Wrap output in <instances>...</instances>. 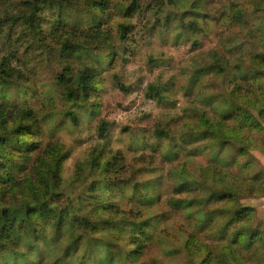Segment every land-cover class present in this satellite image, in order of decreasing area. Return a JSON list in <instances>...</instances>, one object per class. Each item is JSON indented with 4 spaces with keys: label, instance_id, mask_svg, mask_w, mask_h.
<instances>
[{
    "label": "rangeland",
    "instance_id": "obj_1",
    "mask_svg": "<svg viewBox=\"0 0 264 264\" xmlns=\"http://www.w3.org/2000/svg\"><path fill=\"white\" fill-rule=\"evenodd\" d=\"M130 1L108 0L100 7L91 0H46L35 17L37 27L35 24L31 27L20 18L26 10V0H0V58L7 57L15 71L8 80L0 74L3 86H0V104L7 110L14 103L30 106L42 127L35 130L31 124V130L34 128L36 133V146H29L26 140L30 138L31 142L32 134L30 128L27 129L28 124L18 133L20 137H16L12 130L21 126L18 120L11 115L0 120V137H4L0 144V162L6 164L21 184L27 178L40 181L45 175L32 168L33 164H40L39 156L44 159V149L50 144L60 145L61 153L67 156L63 157L60 177L53 182L57 190L62 191L55 204H67L71 212H80L87 186L98 179L89 167L88 153L95 147L117 154L125 162L124 168L119 178L112 181L114 185L108 187L107 196L114 203L116 216L120 217L115 220H122L124 229L128 226L125 213L132 210L133 203H138L139 199L131 195L133 181L140 187L148 181L147 194L159 192L158 200L147 208V215L153 214L151 218L155 223L147 227L150 235L135 264H192V259L196 262L198 258L190 254L193 249L185 242L190 232H195L200 242L209 248L221 240L214 231L208 230L209 234L195 231L194 218L188 213L190 209V213L193 212L194 206L176 208L171 203L174 196H179L172 193V188L180 174H196L197 168L212 161L214 156L206 140L193 139L188 125L194 122L196 108H205L212 116L213 107L220 109L235 103L228 93V74H207L189 85L191 63L211 47L221 49L226 37L235 38V42L248 50L263 51L259 41L248 37L247 30L254 28L264 12L255 8L256 0H235L245 7L246 13L243 21L231 26L219 19L222 12L229 9L230 0H203L201 4L212 6L218 15L205 23L207 32L204 34L194 32L177 19L167 21L161 8L172 10V0H138V10L125 14L123 8ZM189 8L187 4L185 13ZM195 36L199 43L193 48ZM64 41L70 44L64 46ZM85 63L95 69L98 88L87 96L68 100L63 93L66 85L57 80V75L65 71L72 82L76 71ZM148 84L155 85L161 93L152 97L154 90L147 88ZM210 95L211 103L207 104L204 100ZM91 102L96 109L94 113L86 109ZM67 109L76 110V121L65 114ZM100 120L108 122L102 130L103 136L97 128ZM178 145L180 149L176 153ZM246 157L252 160L251 174L264 168V152L260 149H251L246 156H239V160ZM236 170V167L229 169L230 172ZM179 194L181 197L197 195L192 190ZM237 196L241 205L253 206L251 224L258 226L260 235L264 236V191L254 196ZM2 203L17 209L20 206L19 200L16 202L9 195ZM219 204H203L205 211L200 214L213 211L215 220H221L213 209ZM54 234L45 220L33 222L30 230L21 227L15 244L0 246V264L37 261L36 264H52L54 260L58 264L104 262L99 257L107 251L101 248L88 253L86 237H80L74 248L66 244L69 232L63 229L61 236ZM64 245L71 249L67 259L59 255ZM115 245H123V240ZM46 246L49 252L43 249ZM38 247L42 249L44 260L33 256ZM118 248L109 251L121 259ZM15 250L19 251L16 258L13 257ZM252 251V248L245 251L248 257L244 263L227 259L230 264H264V249H261V260L250 258Z\"/></svg>",
    "mask_w": 264,
    "mask_h": 264
},
{
    "label": "trees",
    "instance_id": "obj_2",
    "mask_svg": "<svg viewBox=\"0 0 264 264\" xmlns=\"http://www.w3.org/2000/svg\"><path fill=\"white\" fill-rule=\"evenodd\" d=\"M45 1L26 0V10L20 14V18L29 26L34 27L35 24L37 27L34 20L37 11H40L43 6L41 3ZM91 1L100 7L108 2V0ZM202 1L189 0L188 3V0H172L170 1L172 10L162 7L161 14H166L168 22L177 19V22L194 32L205 34L207 32L205 31V23H208L211 17H218V15L212 6H203ZM187 4L190 8L187 10L189 12L185 13L186 10L184 9H186ZM138 7L139 1L131 0L123 8V11L125 14H129L138 10ZM227 8L229 9L219 16V19H224V23L234 26L244 20L246 10L243 5L235 0H230ZM255 8L264 12V0H256ZM247 35L257 42L259 41L264 48V15L253 29L247 30ZM120 37L123 38L124 36L121 35ZM196 37L192 40L193 48L199 43ZM66 44H70V42L64 41L63 45L66 46ZM191 64L193 69L191 70L189 85L195 84L198 79L207 74L217 76L228 74L226 78L229 87L228 93L235 103L220 109L213 107L212 116L208 114L205 108H196L194 122L188 125L193 139L206 140V145L211 151H214V156L212 161L198 167L196 174L185 172L180 174L179 180L172 188V193L179 196H174L171 203L176 208L194 206L193 212L190 213V209L188 213L194 218L195 231H205L206 233L208 230L214 231L221 240L220 243L217 242V245L209 248L200 242L195 232H190L189 237L185 238V242L193 249L190 254L198 258L196 262L193 259L191 262L192 264H230L228 257L232 258L235 263H244L248 257L245 254L248 248L254 249L249 253L250 258L261 260L260 253L262 252L261 249H264V236L260 235L258 226L251 224L253 206H244L238 203L237 194L254 196L264 191V168L254 170L251 174L252 160L248 157L243 161L239 160V156H246L254 148L264 152V50H248L239 42H235V38L228 39L226 37L221 42V49L211 47L199 59H194ZM0 74L4 79L8 77L7 80L15 74L10 60L4 56L0 58ZM57 80L66 85L63 93L68 100H74L78 96H87L99 85L95 69L91 64L86 63L76 71L72 82L70 75L65 71L57 75ZM0 86L3 88L1 81ZM147 88L154 90L151 94L152 97L161 93L156 90L153 84H148ZM211 95L205 97L204 101L207 104L211 103L208 101L211 99ZM91 104L86 109L90 108L91 112L94 113L96 109L94 103L91 102ZM8 109L10 110H7L5 105L0 104V120H4L3 118L8 115L18 120L21 126L12 130L13 133L17 134L16 137H20L18 133L23 131V126L26 124L29 125L27 129L30 128V130L32 126L36 127L35 130L42 128L30 106L14 103ZM65 114L69 115L71 120H77L76 110L67 109ZM107 124L106 120L98 122L97 128L100 136H103L102 130ZM35 130L34 128L33 131L31 130V142L30 138L26 140L29 146H36ZM3 138L0 137V144L3 143ZM179 149L178 145L176 153ZM44 151H46L44 159L39 156L40 164H33L32 166L37 172L45 175L44 178H39L42 179L40 181L27 178L21 184V180L14 178L15 175L8 170L6 164L3 161L0 162V246L10 242L15 244L18 241H15V238L18 236L21 227L23 230H30L33 222L45 220L54 229L55 237L61 236L63 229L69 232L66 240L67 246L72 245L76 248L75 243L78 239L86 237L87 246L85 250L87 249L88 253L92 254L104 248L107 254L99 257L104 260L101 264H135L142 252L145 240L147 241L150 235L147 227L155 223V220L151 218L153 214L147 215V210H149L147 208L158 200L159 192L154 191L147 194L148 181L141 183V187L139 183L133 181L131 195H137L139 199H137L138 203H133L135 206L132 210L126 211L125 217L128 219L125 220V225L128 226L124 229L122 220H115L120 217H117L116 211H113L114 203L107 195L110 192L108 187L112 185V181L119 178L125 162L121 161L115 153L108 154L103 148L96 149L93 147L87 157L90 163L89 167L98 179L87 186V193L83 197L85 204H83L80 212H71L69 205L55 204L62 191H58L53 183L60 177L62 160L63 157L67 156V153L62 154L60 145L56 143L50 144ZM225 151L227 152L224 153ZM231 167H236V172H230ZM77 173L78 179L82 177L80 167ZM191 190L197 194L195 197H181L182 195L179 194ZM137 191L138 194H136ZM7 195L15 199L16 202L19 200L18 209L2 203ZM218 202L220 204L213 209L221 220H215L213 211L200 214V212L205 211L202 209L203 204ZM142 209L144 211L140 212ZM198 214L199 217H197ZM118 222L119 224H117ZM32 230L34 231V229ZM119 240H123V245L116 246L115 244ZM67 246L64 245L59 252V255H62L64 259L71 255V249ZM113 247L115 250L116 247H119L117 250L120 252L121 259L110 253L109 249ZM43 249L46 252L50 251L48 246ZM15 251L13 253L14 258H16V253H19L18 250ZM33 256L36 260L41 257L44 260L40 247L36 248ZM54 262L52 264H58Z\"/></svg>",
    "mask_w": 264,
    "mask_h": 264
}]
</instances>
